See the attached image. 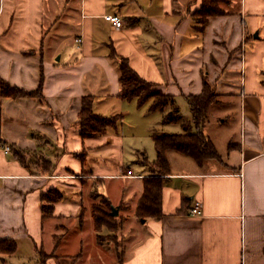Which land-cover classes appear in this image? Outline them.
I'll return each mask as SVG.
<instances>
[{
    "label": "crops",
    "instance_id": "1",
    "mask_svg": "<svg viewBox=\"0 0 264 264\" xmlns=\"http://www.w3.org/2000/svg\"><path fill=\"white\" fill-rule=\"evenodd\" d=\"M200 2L0 0V82L29 93L0 91V240L15 243L0 264H264V0H240L236 15L211 17L202 29L191 16ZM112 52L179 114L177 99L187 104L204 80L219 97L240 94L239 139L227 140L225 156L216 148L219 160L198 163L168 154L159 217L136 215L151 176L143 159L156 157L152 134L196 129L188 104L185 118L165 124L172 105L160 112L151 101L122 100ZM86 95L95 114L122 115L116 128L80 136ZM208 126L202 132L214 143ZM53 189L61 197L45 216L42 196ZM94 194L117 209L120 232L138 223L118 233L119 248L96 239Z\"/></svg>",
    "mask_w": 264,
    "mask_h": 264
},
{
    "label": "trees",
    "instance_id": "2",
    "mask_svg": "<svg viewBox=\"0 0 264 264\" xmlns=\"http://www.w3.org/2000/svg\"><path fill=\"white\" fill-rule=\"evenodd\" d=\"M225 4H229V1L201 0L198 8L191 13L192 18L197 24V28L202 29L211 17L225 15L226 12L222 8ZM129 21L134 23L136 20L129 19ZM111 55L115 54L112 52ZM117 57V71L120 84L119 97L126 101L136 100L139 105L152 101L150 110H159L160 112H163L167 105H172V111L165 114L163 122L165 124L178 122L181 117L174 105V100L157 89L154 83L143 79L136 73L126 58ZM0 91L3 96L11 98L23 97L29 94L5 82H0ZM185 98L191 113L192 123L196 130L190 132L189 127L183 124V131H186L183 134H152L156 157L150 163H147L145 158L143 159V165L148 168L151 176L143 180V192L136 209L138 218L160 216V190L163 176L168 175L170 172L168 160L170 152L190 157L198 163L220 159L214 143L202 132L203 127L209 123V109L219 103V94L204 80L201 93L198 95H188ZM92 103L93 99L91 96H83L78 122L79 133L82 138L100 135L107 128H116L121 120L122 115L120 114L112 116L95 114L92 109ZM60 197V194L54 189L42 196L43 200L50 204L49 206H42L45 216L50 215L52 203L60 200ZM93 198H99V202H94L91 207V217L97 241L99 243H109L119 248L116 231L121 230L123 219H117L115 216H112L111 204L105 196L94 194ZM104 229L108 233L102 236ZM14 251L15 243L12 240H0V252L2 254H12ZM40 254L42 258L46 257L42 252ZM120 256L121 254H119V258Z\"/></svg>",
    "mask_w": 264,
    "mask_h": 264
},
{
    "label": "rangeland",
    "instance_id": "3",
    "mask_svg": "<svg viewBox=\"0 0 264 264\" xmlns=\"http://www.w3.org/2000/svg\"><path fill=\"white\" fill-rule=\"evenodd\" d=\"M181 1L191 3L192 0H181ZM228 1L229 4L223 5L222 8L226 12V15L234 16L239 12L240 0H228ZM219 99H220L219 103L217 105L212 106V108L210 109V116H209L210 126H208L209 128H207L205 132H207V134L211 136L218 151L222 152V154L225 156L226 155V153H224L225 143L227 142V140L231 138L234 142H237L239 139L240 118L238 114V107L240 102V94L239 93L235 95L222 94L219 97ZM150 103H152V101ZM183 103H184V107H186L188 111L187 104L177 99L178 107L183 110L180 111L181 117L185 118V116H187V112L185 113V108H183ZM228 114H229L228 118H226L225 122L222 123L221 121L223 115H228ZM174 130H179L178 126H175ZM194 131H195L194 128H192L191 132ZM93 200L95 203L99 202V198H93ZM141 221L143 222V220ZM132 225L137 226L138 223L134 224L131 222L130 224L127 223L126 225H124V228L121 232L116 231V238L118 233L119 235L122 236H126V237L129 236L131 233ZM88 229L90 230V232L92 231V220L86 217L84 220V230L87 232ZM103 231L104 232H102V236L107 235L108 231L106 229H104ZM102 236L101 238H103ZM117 241H118V246H121L122 245L121 241L120 240Z\"/></svg>",
    "mask_w": 264,
    "mask_h": 264
},
{
    "label": "built area",
    "instance_id": "4",
    "mask_svg": "<svg viewBox=\"0 0 264 264\" xmlns=\"http://www.w3.org/2000/svg\"><path fill=\"white\" fill-rule=\"evenodd\" d=\"M104 18L107 21H110L111 23H113L116 27H120L122 25L121 20L119 19V17L114 16V15H105ZM3 150L4 152H9L10 151V147L7 145L3 146ZM199 203L196 202L194 203L193 207L190 209V213L191 215H198L199 214Z\"/></svg>",
    "mask_w": 264,
    "mask_h": 264
},
{
    "label": "water",
    "instance_id": "5",
    "mask_svg": "<svg viewBox=\"0 0 264 264\" xmlns=\"http://www.w3.org/2000/svg\"><path fill=\"white\" fill-rule=\"evenodd\" d=\"M111 214L112 216H116L117 215V209H115L113 206H111Z\"/></svg>",
    "mask_w": 264,
    "mask_h": 264
}]
</instances>
